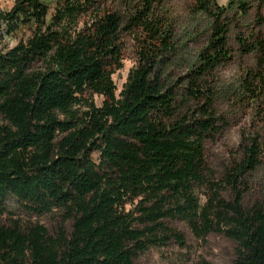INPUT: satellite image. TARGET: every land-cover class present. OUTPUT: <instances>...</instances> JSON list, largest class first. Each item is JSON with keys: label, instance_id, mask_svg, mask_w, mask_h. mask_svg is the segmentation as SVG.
<instances>
[{"label": "trees", "instance_id": "obj_1", "mask_svg": "<svg viewBox=\"0 0 264 264\" xmlns=\"http://www.w3.org/2000/svg\"><path fill=\"white\" fill-rule=\"evenodd\" d=\"M107 1L55 0L50 9L13 0L0 14V43L21 38L0 47V217L11 198L35 217L60 218L52 236L38 224H0V264H133L170 240L182 244L168 221L196 240L222 235L234 245L230 264H264V202L243 206L262 136H244L217 181L203 157L222 122L197 81L230 60L228 11L195 2L210 24L184 94L203 103L190 114L166 76L174 50L156 12L167 0H136L125 22ZM137 31L135 67L115 95L123 36ZM249 36L257 69L246 93L264 106V40Z\"/></svg>", "mask_w": 264, "mask_h": 264}, {"label": "rangeland", "instance_id": "obj_2", "mask_svg": "<svg viewBox=\"0 0 264 264\" xmlns=\"http://www.w3.org/2000/svg\"><path fill=\"white\" fill-rule=\"evenodd\" d=\"M13 0H0V14L10 9ZM51 9L55 0H43ZM203 4L212 1L225 11L229 19L228 46L230 60L222 63L211 73L203 75L197 81L198 89L211 97V107L218 123L216 134L203 142V157L207 169L214 180H219L225 171L236 163L241 154L242 140L248 133L256 130L264 140V106L251 103L245 85L255 82L250 76L257 69L253 52H247L250 46V36L258 35L264 40V0H202ZM136 0H108L107 6L117 12L125 22L135 10ZM196 0H167L156 12L164 29L171 33V44L174 53L166 70L169 84L176 85L177 102L183 113L194 114L202 99L195 101L184 96L191 72L198 66L197 56L203 51L209 38L210 19L195 9ZM243 4L245 14L237 12V6ZM224 11V12H225ZM237 12V13H236ZM144 36L139 31L123 36L121 51V67L111 75L115 86V95L125 82L127 73L135 67L136 54L139 51ZM18 38H4L0 47H11ZM241 42L243 47L241 46ZM95 105H100L101 99L93 96ZM256 128H254V126ZM227 198V192L222 191ZM201 201L203 199L201 198ZM264 202V152L260 165L249 177V191L244 198L243 206L250 207ZM11 221L21 227L31 224L41 225L46 233L52 236L60 224L57 214H46L35 217L27 213L17 202L8 198L5 202V213L0 217V224ZM166 224L177 232L182 244L170 240L166 246L152 248L139 255L133 264H230L234 245L219 234H208L202 241L196 240L187 227L179 221H168ZM69 232L70 222L63 224Z\"/></svg>", "mask_w": 264, "mask_h": 264}]
</instances>
